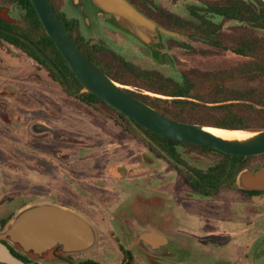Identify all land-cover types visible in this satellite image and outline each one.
Instances as JSON below:
<instances>
[{
    "label": "rangeland",
    "instance_id": "rangeland-1",
    "mask_svg": "<svg viewBox=\"0 0 264 264\" xmlns=\"http://www.w3.org/2000/svg\"><path fill=\"white\" fill-rule=\"evenodd\" d=\"M166 1L172 10L185 18L194 19L187 9L188 5L219 3L223 0ZM0 7L7 8L5 13L8 15L5 16L9 21L19 23L20 26L24 24L18 13L10 14L9 9L12 7L7 0H0ZM221 23V40L226 48L215 47L184 35L179 41L169 43L170 55L174 58L173 64H156L133 53L125 54L127 58L139 64V70L156 69L166 79L184 76L189 78L194 85L193 93L200 98L190 100L200 106H177L171 102L174 97L146 90L147 81L126 67L115 68L114 76L120 80L118 82L122 87L136 93H144L150 96L152 101L156 99L163 109L187 115L196 108L200 120L196 123L206 125L217 121L221 116V112L215 109L217 103L208 101L216 96L219 85L232 88L233 91L252 88L256 94L264 96V76L257 77L255 74L245 73L247 68L254 67L256 62L260 63L258 56H246L233 50L255 35L234 20L224 19ZM256 36L261 39L262 35L258 33ZM7 45L9 44L0 39V64H6L7 68L2 70L0 67V92L6 95L5 100L12 103L13 99H18L13 102L24 111L14 108L20 112L22 120L28 117L26 113L32 115V122L44 116L58 128L55 129L49 124L54 132L64 130L87 143L86 179L82 181L80 191L72 190L61 183L62 171L57 164L54 165L55 176H50V183L55 188L54 197H69L70 200L77 198L82 211L73 209L86 216L98 231L96 245L73 256L77 262L117 264L123 257L122 246L127 247L131 239L133 225L137 229L135 233L148 228L175 238L179 242V255L182 256L179 261L174 257L169 260L168 255L159 256L151 254L149 249L137 248L131 251L132 255L136 256L137 264H264V194L249 195L230 186L220 189L217 195L198 196L185 183L183 176L165 159L148 165V173L142 177L135 173L129 177L111 179L106 175L107 168L111 167L109 163L125 160L127 164H140L139 161L141 162L148 153L146 134L135 127L131 128V133L124 132L117 124L128 126V123L113 108L102 102L87 104L75 96L68 95L63 86L50 80L45 67L39 66L42 68L39 70L36 62L25 51L12 45L9 48ZM11 59L20 60L22 63ZM32 71L39 75L36 84L28 80ZM155 85L163 87L162 84ZM157 99H161V102ZM15 116L17 118V114ZM242 130L250 132L259 129ZM71 146L62 143L59 148L68 150ZM53 149L55 146L51 145L45 154L38 155V160L42 162L55 157L58 153ZM8 150L10 152L3 154L37 158V155L13 145L9 146ZM179 151L189 164L201 170H207L223 158L222 154L215 150L197 148L185 143L179 145ZM263 163L264 153L245 156L241 160V168L255 169ZM4 170L10 173L4 177L6 186L20 185L24 188L30 182L38 183L37 180H41V177L32 174L11 173L7 166H4ZM74 172L75 169H67L65 177L69 178L70 185L77 187L78 179ZM64 187L67 189L63 190ZM30 196V193H22L17 196L16 201L28 199ZM126 202L129 205H125ZM120 205H125L126 209L123 210L125 206ZM9 208L10 206L7 210H10ZM119 217L125 221L123 227L118 221ZM141 251H144L143 254ZM53 254L45 259L29 257L35 263L61 264L50 261Z\"/></svg>",
    "mask_w": 264,
    "mask_h": 264
},
{
    "label": "flooded vegetation",
    "instance_id": "flooded-vegetation-1",
    "mask_svg": "<svg viewBox=\"0 0 264 264\" xmlns=\"http://www.w3.org/2000/svg\"><path fill=\"white\" fill-rule=\"evenodd\" d=\"M7 1L12 7L11 10L9 9L10 14L16 15V13H18V15L21 17V19L24 21V24H25L27 21L24 18V11L18 4L17 0H7ZM51 1L58 15L60 16V18L64 20L66 24L69 25L68 27L65 24L67 28L70 30V32L72 33L78 46L81 48L84 54L98 68L103 70L105 73H107L110 77H112L114 80L118 82L120 80L114 76L115 70H116L115 68H117L118 66L126 67L130 72H133L135 75L142 77L147 81L146 86L148 89L146 88V90H150V91H153L159 94H165V92H163V89H169L168 88L169 86L166 84L167 81L173 84L174 81L181 80V77H177V78L169 77V79L165 78L164 80L160 78L159 76L160 73L156 69L139 70V64L127 58L125 54L128 52L133 53L136 56H140L145 61L153 62L156 64H168V62H171L173 64L174 58L170 55L171 46L169 45V43L171 41H179V39L184 35L187 36L188 38L207 42L210 45L215 46V47L224 46L226 48V46L223 44L221 40V36L223 35V31H222L223 25L221 22L224 19L232 20L228 16H224V15L221 16L219 14H214L209 11V9H211V6L222 4L224 0L219 3H205L203 5L201 4L188 5L187 9H189V12L194 19L185 18L181 14H179L177 11L172 10V8L167 5L168 1L166 0H128L140 12H142L147 18L154 21L159 26L165 29L174 31L176 33V35H172V34L159 31L158 34L155 35V38L157 40L153 42L152 44H146L141 39H139L137 36H135L133 33L123 28L119 24V22L117 21L116 17L113 14H111L110 12L106 10H102L92 0H51ZM192 8L195 11L192 12L191 11ZM6 10L7 8L0 7V12H1L0 21L4 24V25H0V27L20 33L18 30H13L9 27H6L8 25V26H13L16 29H21V27L24 25L23 24L22 26H20L19 23H14L13 21H9L7 17L5 16V15H8V13H5ZM190 26H192V28H190ZM242 27L245 28L244 25ZM0 32L8 34L3 31H0ZM0 39L9 44L7 45V47L10 48L12 45L14 47H17L25 51L29 55V53L25 49L21 48L20 46L13 44L11 42H8L2 37H0ZM5 53H6V50H5ZM29 56L32 58V60H34V62H36L38 67L39 66L45 67L48 70L47 72L50 76L49 77L50 80L53 82H57L58 84L63 86V88L65 89V92L68 95L75 96L78 99H80L82 102L87 103L85 100H83L82 97L78 96L79 94L71 93L65 87L64 83H61L59 80L53 78L52 75L50 74L49 69L45 65L38 62L31 55ZM11 61H14V62L19 61L22 63V61L20 60L11 59ZM0 67L2 68V70H5L6 64L2 63L0 64ZM42 68L39 67V70H42ZM150 70L155 71L157 74H159V75H155L153 73V76H151V79H153L154 77L155 78L151 80V82L146 77L143 76L144 72H148ZM141 71H144V72L141 74L139 73ZM28 80H30L31 83L36 84L39 80V75L36 72L32 71L29 75ZM124 83L130 85V83L126 81H124ZM156 83H158L159 85L162 84L163 87H159L155 85ZM80 86H81V83L80 85L77 84L75 88L72 86L71 87L74 89H78ZM124 88L131 94L136 93L135 91H132L126 87ZM136 94L145 95L149 97L150 100H152L150 96L144 93H136ZM167 96H171V95H167ZM5 99H6V95L1 94L0 92V229H3L5 227V225L9 222L11 217L18 210H20L24 206L34 201H37V200H51L54 202L61 203L65 206L75 208L79 211H82L81 203L77 198L70 200L69 197L68 198H63L59 196L54 197L55 188L50 183V181L52 180L50 176H55L54 165L57 164L59 169H61L62 171L61 172V178H62L61 183L63 185H67L72 190L80 191L82 189L81 183L84 179H86V172H87L85 168V159H86L85 149L87 148L86 141L81 140L79 138L77 139L71 134L66 133L64 130H60L59 133L50 131V132L42 133L39 135L32 133L30 131V123L33 120V119L30 120V118H32V115L29 113H26L25 115L28 117H26V120H24V118L22 120V117L19 114L20 112L14 108V107H17V109H19L20 111L22 110L24 111V109L23 108L21 109V107L19 108L16 103L14 104L13 101H16L18 99L17 98L13 99L12 103H10L9 101ZM154 100L156 101V99ZM87 104H91V103H87ZM107 105L113 108L108 103ZM113 109L118 114L121 113L117 109L115 108ZM15 114H17V118ZM119 116L121 117L120 114ZM121 118L125 120L126 123H128V126H122L119 123L117 124L118 126L121 127V129L124 132L131 133L130 131L132 130L131 129L132 127L142 130V128H140L135 123L136 121L133 120L132 118L127 117L126 115L124 118L123 117ZM38 121L46 122L48 126H50L49 124H51L48 121V119H46V117L44 116H41V118L38 119ZM51 125L55 129H58L53 124ZM37 128L39 129L42 127H37ZM62 143L67 144V145H72V146L68 147V150L65 148H59L60 144L62 145ZM185 144H189V143H185ZM12 145L13 147H16L19 149H25L28 152L37 155V158H35L34 156L22 157L16 154H12L9 156L4 155L3 153H6L7 151L10 152L8 150V147ZM51 145L52 147L55 146V149L53 150H55V152L58 154L55 157H52L51 159L47 158L46 160H43L42 162L39 161L38 155L45 154L46 150L49 149ZM146 148L148 150V153H146L145 157L142 158L141 162L139 161L141 165L135 164V163L127 164L125 163V160L114 161L113 163H109L111 167L107 168L108 174L106 175L111 177V179H115L118 177H122V178L129 177L130 175L138 173L139 177H142L144 174L148 173V171L146 170L148 165L154 164L156 161L160 159H165L184 178V173L181 171V169L183 168V165L181 163L176 164L171 159H169L164 154V152L159 148V146L154 145L149 140V138H148ZM178 150H179V147H178ZM148 154L152 155V157ZM11 156H14V157H11ZM57 159H60V160L58 161ZM4 166H7V168H9V170L12 171L11 173H19L21 175L32 174V175L41 177V180L40 181L37 180L38 183L30 182V184L25 186L24 188L21 187L20 185H18V187L17 186L13 187L10 184H8L9 186L8 185L6 186L4 177L8 176V174L10 173L9 171L4 170ZM49 166H51L52 168H50ZM67 169L69 170L75 169L74 176L78 179L77 187L75 185L73 186L70 185L69 178L65 177V171L67 172ZM186 184L193 190V192L196 195L201 196V197H209V196H202L198 194L188 183ZM142 187H144L143 183H142ZM65 189L67 188L64 187L63 190ZM237 189L245 193H247L246 191H253V190H243L240 188H237ZM261 191L262 192L257 193V194H250V193H247V194L249 195L264 194V190H261ZM22 193H30L32 196L27 197L28 199L16 201V198H18L17 196L21 195ZM217 194H212L210 196L217 195ZM125 205H129V204L126 202ZM125 205H120V206H125ZM8 206H10L9 208L10 210H7ZM122 209L125 210L126 206L123 207ZM118 221L123 227V224L125 223V221L121 219L120 217L118 218ZM131 227L133 228L132 229L133 234L131 236L130 241L128 242V246L132 244H134V246L129 251L127 250L128 246L127 247L122 246L123 257L117 264H137L136 256L135 254H133L134 255L133 257L132 252H131V251L136 250L137 248L149 249L150 251H152L151 254L155 253V254H158L159 256L168 255L169 258L168 257H165V258H168L169 260L173 259L174 257V259H177L179 261L180 257H182L181 255H179L180 252H178L179 247L177 245L179 242L175 238L171 237L170 235L166 233L164 234L161 231L156 230V229H148V228H143L141 230H138L137 233H135V231L137 230L136 227L135 226L133 227V225H131ZM144 230L158 231L162 235H165L167 240L164 241L163 236H160L162 239L161 238L155 239L153 237H148L146 239L138 240L139 234ZM3 242L7 244V246L10 248L13 254H15L17 257L22 259L24 262H32V259L28 255H25L19 250H17L14 246L9 244L7 240H3ZM157 244L159 246H156V247L153 246ZM143 252L141 251V254H143ZM75 254H80V253L65 254L60 247H56L54 249L53 258L50 259V261L54 263L59 262L61 264H98L97 261H87V262L84 261L82 263L81 261L77 262L73 257ZM36 264H41V263H36ZM163 264H166V262H164Z\"/></svg>",
    "mask_w": 264,
    "mask_h": 264
},
{
    "label": "water",
    "instance_id": "water-1",
    "mask_svg": "<svg viewBox=\"0 0 264 264\" xmlns=\"http://www.w3.org/2000/svg\"><path fill=\"white\" fill-rule=\"evenodd\" d=\"M31 1L45 31L53 39L80 81L81 86L78 89L71 87L60 68L30 39L2 27L0 31L27 43L58 73L71 93H94L138 124L181 142L206 145L228 154L244 157L264 153V128L250 131V135L242 138L223 137L205 129L204 124L170 117L134 96L84 54L51 0ZM92 1L102 10L113 14L123 28L146 44L155 42L157 40L155 35L159 31L176 35L174 31L165 29L147 18L128 0ZM30 131L39 135L54 130L46 122L34 121L30 123ZM235 184L243 190H264V163L255 169L241 168L235 177ZM160 236H163L164 241L167 240L166 236L158 231L144 230L139 234L138 240L148 237L161 238ZM3 240H7L25 255L45 259L53 254L56 247H60L65 254L82 253L92 249L97 243L98 231L94 224L77 210L51 200H37L18 210L5 227L0 229V263L36 264L33 261L24 262L17 257ZM133 246L134 244L128 246L127 250H131Z\"/></svg>",
    "mask_w": 264,
    "mask_h": 264
},
{
    "label": "trees",
    "instance_id": "trees-1",
    "mask_svg": "<svg viewBox=\"0 0 264 264\" xmlns=\"http://www.w3.org/2000/svg\"><path fill=\"white\" fill-rule=\"evenodd\" d=\"M17 2L23 9L24 18L27 22L21 27V29H16L13 26L8 25L6 27H9L13 30H18L20 33L32 40V42H34L46 55H48V57L52 59V61L60 68L72 87L75 88L77 84L80 85V81L70 68L68 62L57 48L53 39L45 31V28L31 0H17ZM191 11L193 12L195 10L192 8ZM209 11L221 16H228L232 20L238 21L240 25H244L247 30L253 32L255 36H253L252 39L246 40L244 43H242V45H238V47L234 48V51L246 56H258L260 63L256 62L255 66L247 68L245 73L255 74L257 77H263L264 1L224 0L222 4L211 6ZM0 25L4 24L0 21ZM66 25L69 27L68 24ZM190 28H192V26H190ZM258 33L262 35L261 39L256 36ZM0 37L25 49L29 55L49 69L53 78L63 83L58 73L47 63V61L31 47H29L24 41L15 36H11L2 32H0ZM143 72L144 71H141L139 73L142 74ZM153 73L155 75H159L155 71L150 70L148 72H144L143 76L151 82V80L155 78L154 77L151 79ZM159 76L161 79L165 80V77L162 78V75ZM166 84L169 86V89H163V92H165L167 95L175 97L171 101L175 103V105L185 107L186 105L194 104L196 106H200L199 104L195 103V101L190 100V98H200L197 94L193 93L194 85L186 76L182 77L181 80L174 81L173 84L169 83L168 81ZM133 94L171 117L189 122L200 121L198 114L195 111L196 108L190 111L187 115L183 113H174L170 109H163V107H161L157 101H152L145 95H139L136 93ZM258 94L261 96H258ZM78 96L82 97L87 103L102 102L107 105V103L103 101L101 97L91 92H83ZM158 101L161 102V99ZM208 102L217 103L215 109H218L221 112L220 118L217 121L206 124L208 126L231 130L264 128V96L260 93L256 94L255 89L249 88L245 91H233L232 88L225 87L221 84L218 86L216 96ZM119 114L121 117H125L124 114ZM135 123L140 128H142L149 140L154 145L159 146V148L169 159H171L176 164L181 163L183 165L181 171L184 173L185 182L188 183L198 194L202 196H210L212 194H217L223 187H237L235 184V177L241 169V160L243 156L228 154L206 145L189 143V145L193 147L215 150L221 153L223 156L219 162L215 163L207 170H201L189 164L180 154L178 147L180 144H183V142L163 136L139 125L137 122ZM246 192L250 194H257L262 191L253 190Z\"/></svg>",
    "mask_w": 264,
    "mask_h": 264
},
{
    "label": "bare ground",
    "instance_id": "bare-ground-1",
    "mask_svg": "<svg viewBox=\"0 0 264 264\" xmlns=\"http://www.w3.org/2000/svg\"><path fill=\"white\" fill-rule=\"evenodd\" d=\"M205 129H207L208 131H211L214 134H217L223 137H228V138H233V137L242 138V137L250 135L248 131H245L242 129L231 130V129H224V128L213 127V126H208V125H206Z\"/></svg>",
    "mask_w": 264,
    "mask_h": 264
}]
</instances>
